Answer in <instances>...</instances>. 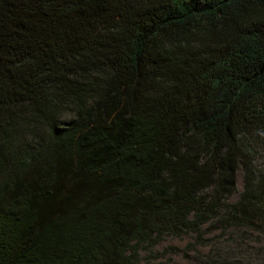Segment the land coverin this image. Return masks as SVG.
<instances>
[{"label": "trees", "instance_id": "trees-1", "mask_svg": "<svg viewBox=\"0 0 264 264\" xmlns=\"http://www.w3.org/2000/svg\"><path fill=\"white\" fill-rule=\"evenodd\" d=\"M263 153L264 0H0V264L254 227Z\"/></svg>", "mask_w": 264, "mask_h": 264}, {"label": "rangeland", "instance_id": "rangeland-1", "mask_svg": "<svg viewBox=\"0 0 264 264\" xmlns=\"http://www.w3.org/2000/svg\"><path fill=\"white\" fill-rule=\"evenodd\" d=\"M257 173L264 172V153L254 159ZM237 189L228 199L235 203L245 184V170L236 174ZM204 244L195 245L192 233L167 234L152 248L141 245L135 264H264V221L254 227L220 228L204 225ZM132 253V250L130 251Z\"/></svg>", "mask_w": 264, "mask_h": 264}]
</instances>
